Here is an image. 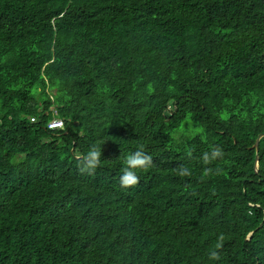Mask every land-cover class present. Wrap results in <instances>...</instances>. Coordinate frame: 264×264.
<instances>
[{
    "label": "trees",
    "instance_id": "1",
    "mask_svg": "<svg viewBox=\"0 0 264 264\" xmlns=\"http://www.w3.org/2000/svg\"><path fill=\"white\" fill-rule=\"evenodd\" d=\"M261 135L264 0H0V264H264Z\"/></svg>",
    "mask_w": 264,
    "mask_h": 264
},
{
    "label": "clouds",
    "instance_id": "2",
    "mask_svg": "<svg viewBox=\"0 0 264 264\" xmlns=\"http://www.w3.org/2000/svg\"><path fill=\"white\" fill-rule=\"evenodd\" d=\"M62 130V129H61ZM223 151L219 148H212L210 152L203 154V162L205 164L215 161L218 158H223ZM102 146L99 144L92 145L87 153L83 156L80 162L81 172L91 174L95 172L98 166L102 162ZM153 165V156L146 151L143 144H139L134 150L127 151L121 161L119 184L121 187L128 189L133 188L140 182L138 172L146 170ZM177 174L181 177H188L192 175V170L189 166L183 165L177 170ZM224 236L218 237V242L215 245V249L222 247ZM209 259L212 261H219L221 259L220 254L216 250H212L209 253Z\"/></svg>",
    "mask_w": 264,
    "mask_h": 264
},
{
    "label": "built area",
    "instance_id": "3",
    "mask_svg": "<svg viewBox=\"0 0 264 264\" xmlns=\"http://www.w3.org/2000/svg\"><path fill=\"white\" fill-rule=\"evenodd\" d=\"M54 118L48 123V129L51 131L61 130L64 128V121L58 117L57 111L53 109ZM31 122L36 123L37 118H32Z\"/></svg>",
    "mask_w": 264,
    "mask_h": 264
},
{
    "label": "rangeland",
    "instance_id": "4",
    "mask_svg": "<svg viewBox=\"0 0 264 264\" xmlns=\"http://www.w3.org/2000/svg\"><path fill=\"white\" fill-rule=\"evenodd\" d=\"M173 109H174V107H173V103H172L170 110L172 111ZM189 124L193 125L194 123L193 122H190V121L186 122L185 125H184V127L179 132H182V133H184V134H186L188 136H190V135L191 136H194V135L201 134V132H200L201 130L200 129H196L195 131H189V130H187V125H189ZM249 239H251V235H250Z\"/></svg>",
    "mask_w": 264,
    "mask_h": 264
},
{
    "label": "water",
    "instance_id": "5",
    "mask_svg": "<svg viewBox=\"0 0 264 264\" xmlns=\"http://www.w3.org/2000/svg\"><path fill=\"white\" fill-rule=\"evenodd\" d=\"M263 137H264V135H261V136L259 137V139H258L256 145H255V149H256L257 153L259 152V141H260V139H262ZM258 171H259V165H258V159H257V161H256V172H258Z\"/></svg>",
    "mask_w": 264,
    "mask_h": 264
}]
</instances>
